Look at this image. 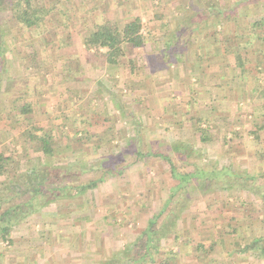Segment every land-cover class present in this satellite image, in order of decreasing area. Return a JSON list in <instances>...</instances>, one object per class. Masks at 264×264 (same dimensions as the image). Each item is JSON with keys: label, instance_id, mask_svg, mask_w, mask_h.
<instances>
[{"label": "rangeland", "instance_id": "374dc122", "mask_svg": "<svg viewBox=\"0 0 264 264\" xmlns=\"http://www.w3.org/2000/svg\"><path fill=\"white\" fill-rule=\"evenodd\" d=\"M189 2L61 0V5L58 3L63 11L59 20L65 26L72 23V9H88L95 5L98 9H92L91 16L104 8L107 17L120 24L139 16L145 25L143 32L149 31L151 38L143 47L127 46V58H132L135 65L133 72L125 63L119 67L107 66L101 51L85 50L81 44L78 49L67 44L57 52L53 39L66 35L60 22L61 26L51 29V43L42 45L38 39L35 41L34 48L38 49L39 56L35 68L28 66L25 48L28 42L24 36L3 42L7 57L0 61V70L8 67L15 78L12 76L13 80L0 87V150L7 154L16 151L17 154L9 174L0 176V196L10 184L23 183L25 172L36 164L57 163L80 168V163L88 166L110 157L109 162H113L110 165L115 162L116 168H123L119 173L111 174L95 167L74 175L63 183L77 185L91 179L101 181L94 188L74 196L57 197L30 214H18V221L11 224L13 243L0 240V264H106L133 242L159 212L157 237L160 236L161 246L158 251H152L153 258L158 261L172 260L171 254L182 248L181 244L197 245L200 238H206L203 247L212 245L207 253L212 257L218 254L219 248H226L228 252L240 249L255 237L264 238V204L259 193L246 188L250 185L248 181L230 182L223 189L194 184L178 189V181L171 176L166 160L154 156L136 160L132 153L121 152L138 135L141 151L156 149L167 153L180 172H193L197 167L211 170L226 165L255 175L253 185L264 186V129L259 132L258 140L251 133L256 125L264 123V94L257 90L264 86V67L251 60L254 55L251 50V55H247L248 71L240 76L233 55L223 57L222 51H217L222 54L219 56L222 58L217 57L218 63L224 66L222 76L232 77L225 84L228 87L235 83L232 88L239 103L235 101L236 106L226 100V104H231V111L201 110L202 106H208L200 102L201 96L198 97V94H204L203 64L208 58L201 49L199 37L190 33L194 26L190 17L204 11L206 5L200 2L190 9ZM262 2L264 0H244L243 4L231 9L236 16H250L234 19L228 14L227 19H223L229 29L241 31L244 48H251L253 44H246L248 36L242 33L254 29L253 21L264 19ZM79 15L87 24L94 20L85 17L84 13ZM217 22L221 24L220 16L219 21L216 18L196 19V29L215 28ZM8 37L10 39V35ZM203 37H209L207 31ZM225 43L232 45L234 41L229 38ZM259 45L257 40L256 46ZM162 49L164 51H160ZM65 54L77 56L80 64L71 58L63 59ZM14 56L19 58L13 61ZM64 60L69 61L70 68L61 66ZM84 63L90 65L84 68ZM226 64L231 66L229 70ZM60 71L66 76L79 75L80 71L91 78L102 75L99 79L106 86L111 85L112 90H104L103 83L100 91L95 92V87L89 89L88 84L85 96L92 97L89 102L93 100L94 107L97 105L103 111L71 110L73 102L65 98L63 85L57 82ZM65 78L61 77V80ZM235 78H241L244 86L240 89ZM198 85L199 92L196 91ZM11 89L16 93L12 95ZM15 95L18 99L8 100ZM192 96L198 98L195 101L198 105L191 103L195 99ZM188 98L189 102L185 104ZM63 99L64 106L61 104ZM29 100L32 101L31 113L20 114L17 108ZM197 121H200L198 127L207 129L205 142L195 129ZM40 129L52 134L53 157L42 154L39 143L28 136L33 131L39 133ZM77 130L87 132L90 140L76 136ZM180 193L184 196L178 202ZM6 203L9 205L12 200ZM245 253L252 256L250 264H264V256L258 248ZM125 254L132 255V249ZM247 255H234V258L244 260ZM247 262L241 261V264H249Z\"/></svg>", "mask_w": 264, "mask_h": 264}, {"label": "trees", "instance_id": "16d2710c", "mask_svg": "<svg viewBox=\"0 0 264 264\" xmlns=\"http://www.w3.org/2000/svg\"><path fill=\"white\" fill-rule=\"evenodd\" d=\"M58 3L61 5V0L58 2L57 0H0V61L7 57L5 53L6 45L2 47L3 42H11L10 40L14 37L16 38V36H24V40L28 42L27 45L25 44L26 57L29 62L28 66H34V68L37 67L39 56L37 52L38 49L34 48L35 41L38 39V42H42V45H45L46 42L51 43L50 41L53 39L51 36V29H54L55 26H58L60 23H64L59 20V16L63 11L61 9L62 6H59ZM204 3L206 6L205 10L201 11L202 15L203 13L214 14L226 20L228 14L232 16L231 18H236V14L231 8H236L243 4L244 0H235L233 3H231L230 0H225L222 5H220V2H212L211 0L208 2L204 1ZM262 4L264 5V2H262ZM189 7L190 9L195 8L192 4L189 5ZM246 18H244L245 21ZM4 20H7V22H4ZM222 22L220 23L222 24ZM80 23L86 25L87 21L83 19ZM252 25L254 26V29H251L247 33H242L245 34L246 37L248 36L246 44H253L251 48L243 47L244 41L241 39V31H239L238 28L229 29L225 23L222 27V37H219L220 41L218 40L224 44L229 38L233 39L234 43L232 45L230 43H225L228 48L223 52V57L227 54H232L234 61L242 74L248 71L246 69L248 63L247 60H249L247 55H251L250 52L252 51L254 55L251 60L255 61L257 65L264 67V29H262L264 26V19L253 21ZM86 26L87 29L81 39V43L85 50H92L94 53L101 51L107 66L119 67L122 63H125L131 72H133V67H135V65L132 58H127V46L132 48L143 47L151 38L149 31L143 32L145 25L139 16H133L132 18L127 19L123 24H120L115 19L101 17L100 19H94L93 22L91 20ZM38 29L40 31H38ZM9 35L10 39L8 37ZM33 35H38V37L36 38L35 36L34 40H32ZM66 38L67 37H58L56 40L53 39V43L55 42V44H57V52L61 49L60 47L63 43H65L64 40ZM217 39L218 38L215 37L211 44L216 43ZM257 40L260 43L259 46H256ZM44 48L47 49L46 46ZM163 49L160 51L165 50ZM206 54L207 56H211L212 63L218 62L217 57L219 56H216V53L213 51H206ZM18 58H15L14 56L13 59L15 60L13 61H16ZM253 61H251V63ZM7 68H5L4 71L0 70V84L5 85L9 83L10 79L12 80V76L14 77V75H11V70H8ZM31 102V100L22 102L21 106L19 105L17 108V111L23 115L31 113ZM199 124L200 121H197V127H195V129L199 131L201 141L205 142L207 141V129L198 127ZM263 129L264 123L256 125L255 129L251 131L253 135L252 137L258 140L259 132ZM75 134L78 137L82 136L81 138L90 140V135L87 132L77 130ZM28 136L31 140L39 143L42 154L53 157L54 149L51 144V132L40 129L39 133L33 131L29 133ZM138 140L139 136L136 135L133 140L131 139V141L128 142L126 147L121 149V152L132 153L136 160L149 156L160 157L166 160L169 165L171 176L178 181V189H184L188 184H194L198 187L212 186L213 188L223 189L228 187L230 182L244 180L250 183L246 188L259 193L264 204V186L253 185V181L256 177L255 175L246 174L226 165L221 168L213 167L211 170L197 167L193 172H180L172 162L170 155L156 149L141 151L138 147ZM16 154V151H11L7 154L0 150V176H7L9 174L10 169L12 168V163L15 162L13 157H15ZM110 160L111 158L108 157L107 161H97L88 166L80 163V168H74L68 164L60 165L57 163H51L49 165L36 164L28 169L25 172L23 183L13 184L15 186L10 184L8 188L5 187V193L0 196V240L13 243L10 236L11 224L18 221V214H20V216L21 214H30L37 211L42 205L54 201L57 197L74 196L78 193L94 188L97 183L101 181V179H91L77 185H69L63 183L65 179H69L74 175L84 174L95 167L100 168L103 172H106L105 170H107V172L111 174L116 172L119 173L123 167L120 169L116 168L114 166L115 162L110 165L113 163L109 162ZM182 195L183 194L180 193V197L178 196V202L183 199ZM10 200H12V203L7 205L6 202H9ZM3 203H6V205H3ZM160 213L161 212L153 216L134 241L129 243V245L109 259L106 264H122L125 261H127L128 264H147L148 261H151L153 259L152 251H158L161 246L159 244L160 236L157 237L159 233L157 218ZM6 221L8 222L4 224L3 222ZM263 241V237H255L249 243L244 245V247L241 248V251L258 248L260 253L264 256ZM130 248L132 249V255L129 256L125 253Z\"/></svg>", "mask_w": 264, "mask_h": 264}, {"label": "crops", "instance_id": "0c3cea01", "mask_svg": "<svg viewBox=\"0 0 264 264\" xmlns=\"http://www.w3.org/2000/svg\"><path fill=\"white\" fill-rule=\"evenodd\" d=\"M189 1H190L189 3H191L192 5L197 6L198 3H200V2L204 3V1L208 2L209 0H203V1L189 0ZM211 1L212 2L213 1L221 2L220 5L223 4L222 0H211ZM96 8L98 9L97 5H95L91 8H88V9L87 8L72 9V12H71V15L73 16L72 17V23H71L72 25L70 23H68L67 26H65L66 24L63 23L62 30L64 29L63 33H65V31H66L65 36L67 37V41L64 40L65 43H63V45L60 48L66 47L67 44L68 45L70 44L72 49H73V47L75 49H78V47H80V44H81V46H83V44L81 43V39H82V36L85 33V30L87 29V27L82 28V24L80 23L82 20V17L79 14L84 13L85 17H87V18L89 17L90 19L91 18L100 19L101 17L109 18V17H107V12L104 8L100 9L101 11L97 15L91 16L94 13L92 11V9H96ZM68 14L70 16V10H69ZM203 15H204V17H202V13H200V12L197 14L193 13L190 18H193V21L195 23H196V19H198V20L204 19L205 20L207 18H211V19L216 18V21H219L218 15L208 14V13H203ZM237 16H236V19L244 17V16L248 17L250 15L249 14H243V15L238 14ZM67 18L70 19V17H67ZM67 18H65V19H67ZM185 18L188 19V17H185ZM220 19L223 21L222 17H220ZM194 22H193L194 26H192V28L190 29V33L193 36L199 37L200 43L202 45L201 49H203V52L206 53V51L207 52L213 51L214 53H216V56L222 55L220 52L222 51V53H223L226 50V48H228L227 46L225 47V45L223 43L219 42L220 41L219 37H222V27L224 26L223 22L221 25L218 24V22H217L216 23L217 26L215 28L208 29V26H207L206 30H204L203 28H199V27H198V29H196L198 23L195 24ZM202 24H203V22H202ZM83 26H85V25H83ZM71 28H73V29H71ZM75 29L78 32H75L76 31ZM205 31H207L208 35H209V37H207L206 39L203 37L205 34ZM62 36L65 38L64 35H62ZM215 37L218 38L217 41L218 40L219 41L218 42L216 41V43L211 44L212 41H214ZM217 51H220V52L218 53ZM210 57L211 56L208 55L207 58L209 60L205 64H203V66H205L204 76L206 75L204 77V84H205L204 94H198L197 93L198 97L201 96V98H202L200 100V102H204V103L208 104V106H202L201 110L204 109L203 111H231V110H229V109H232V107L231 108L229 107L231 104L230 103L226 104L225 101L226 100L229 102L231 101V103L233 102V105L235 104L234 103L235 101L236 102L239 101L237 95H235L234 88H232L233 86H236V85H234L235 84L234 83V84H230L228 87L226 86V84H228V82H226V81L232 77H225L224 75L222 76L221 71H222V67H224V66H222V63L221 64L218 62L212 63L213 61H211ZM67 58H71L73 62H75L76 64L77 63L80 64V61L77 59V56H75V55H66L65 54L63 56V59H67ZM68 62L69 61L64 60L63 64L61 66L63 68H65V67L70 68L71 65H68ZM233 62L235 63L234 60H233ZM63 65H65V66H63ZM84 65H85L84 66V68H85L86 66H89L90 64L84 63ZM235 65H236V63H235ZM226 67H228V70H229V68L231 66L226 64ZM239 73H240V76H242L240 69H239ZM58 74L59 75L57 78V82H58V84L63 85L62 89H64L65 98L68 100L71 99L73 102L72 107H74V108H72L71 110H73V111H76V110H78V111H81V110L82 111H103L102 109L97 108V105H96V107H94L93 100L91 102H89V100L92 97H86L85 96V94L87 92V85L88 84L90 85L89 89L92 87V90H93V87H95V92L100 91V88H101L100 85H103V83H104V82H102V79H99V78H103L102 75L99 78H95L96 76L95 77L93 76V78H91L90 76L89 77L86 76V74H84L83 71L82 72L80 71L79 75H75V76L74 75L73 76H66L65 73H61V71ZM62 75H64V76H62ZM61 77H66V78H65V80L64 79L61 80ZM235 80H236V83H237V86L239 89H240V86H244V85H242L241 78H235ZM254 80H256L255 82H256V87H257L259 85L257 83L258 82L257 78ZM104 81H105V79H104ZM67 83L71 84V86H68ZM104 85H105V83H104ZM3 86H4L3 84H0L1 88H3ZM223 86H226V87H223ZM111 88H112L111 85L109 86L107 84L106 89H104V90H112ZM238 88H236V89H238ZM219 89H221V90L219 91ZM5 90H7V89H5ZM199 90H200V87L198 85L196 91L199 92ZM257 90H260L261 92H263L262 94H264V86H262V89H257ZM29 91H28V94L31 95L29 93ZM108 92H110V91H108ZM10 93H12V95H13L14 93H16V91H13L11 89ZM142 97H144V95ZM186 97H188V96L186 95ZM192 97L195 98L194 96H192ZM15 99H18V96L14 97V98H12V96H11V98L8 100L9 101H15ZM0 100H2V99H0ZM158 100H159V98H158ZM196 100H198V98L191 100V103L196 104V102H195ZM159 102H160V100H159ZM188 102H189V98H188V100L186 99V102L184 101L185 104H188ZM10 103L8 104V106L10 105ZM61 104L64 106V99H63V102ZM198 104H196V105H198ZM90 105H93V106L91 107ZM42 107H43V105H42ZM159 107H160V105H159ZM161 107H163L162 104H161ZM255 107H256V105H255ZM201 110H199V111H201ZM236 111H238V110H236ZM203 228L207 229V227H203ZM199 229L203 230L202 228H199ZM201 236H202V234H201ZM205 240H206V238H204V239L200 238L199 243H201V244L198 243L197 245L195 244L192 246H187L186 243L181 244V245H183L182 248L181 247L177 248L176 249L177 251L173 252V254H171L172 260L167 258V259L158 261L156 258H153L151 261H148L147 264H241V261L246 260V261H248L247 263H249L251 261L252 256L250 257V255H247L248 253H245V251H241V248H243L244 245H241L240 249L235 248L234 250H236V251H234L232 249L231 251L229 250L228 252H226V248H223V249L219 248L218 254L217 255L215 254L212 257L211 254H207V253H209L208 251H210V248L212 247V245H210L209 248L206 246H204V247L202 246V243ZM217 243H220V240H218ZM221 252H222V254H221ZM233 252H236V254H234ZM249 253H251V252H249ZM243 254L247 255V256H244V260L241 259V257H239L238 259L234 258V255H243Z\"/></svg>", "mask_w": 264, "mask_h": 264}]
</instances>
